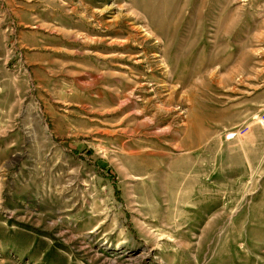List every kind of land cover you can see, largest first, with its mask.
Returning a JSON list of instances; mask_svg holds the SVG:
<instances>
[{"label":"rangeland","instance_id":"1","mask_svg":"<svg viewBox=\"0 0 264 264\" xmlns=\"http://www.w3.org/2000/svg\"><path fill=\"white\" fill-rule=\"evenodd\" d=\"M263 108L264 0H0V264H264Z\"/></svg>","mask_w":264,"mask_h":264},{"label":"built area","instance_id":"2","mask_svg":"<svg viewBox=\"0 0 264 264\" xmlns=\"http://www.w3.org/2000/svg\"><path fill=\"white\" fill-rule=\"evenodd\" d=\"M259 119H260V122L264 125V108L261 111V115H260ZM245 129H246V127L244 129L238 128L236 131H233L231 133L232 137H234L235 135L239 134L241 131H243Z\"/></svg>","mask_w":264,"mask_h":264}]
</instances>
